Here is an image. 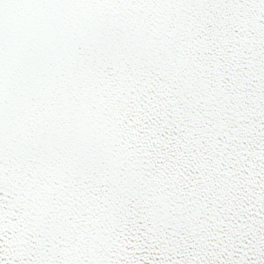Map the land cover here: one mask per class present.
<instances>
[{
  "label": "snow or ice",
  "instance_id": "1",
  "mask_svg": "<svg viewBox=\"0 0 264 264\" xmlns=\"http://www.w3.org/2000/svg\"><path fill=\"white\" fill-rule=\"evenodd\" d=\"M0 264H264V0H0Z\"/></svg>",
  "mask_w": 264,
  "mask_h": 264
}]
</instances>
